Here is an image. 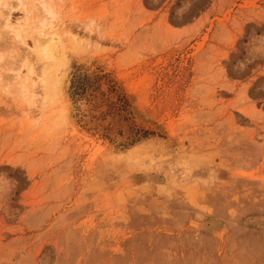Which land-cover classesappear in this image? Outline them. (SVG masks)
Instances as JSON below:
<instances>
[{"label":"rangeland","instance_id":"obj_1","mask_svg":"<svg viewBox=\"0 0 264 264\" xmlns=\"http://www.w3.org/2000/svg\"><path fill=\"white\" fill-rule=\"evenodd\" d=\"M33 2L0 28V264H264V0Z\"/></svg>","mask_w":264,"mask_h":264},{"label":"clouds","instance_id":"obj_2","mask_svg":"<svg viewBox=\"0 0 264 264\" xmlns=\"http://www.w3.org/2000/svg\"><path fill=\"white\" fill-rule=\"evenodd\" d=\"M37 7L33 0H0V28L14 30L29 22Z\"/></svg>","mask_w":264,"mask_h":264},{"label":"bare ground","instance_id":"obj_3","mask_svg":"<svg viewBox=\"0 0 264 264\" xmlns=\"http://www.w3.org/2000/svg\"><path fill=\"white\" fill-rule=\"evenodd\" d=\"M40 7L42 8V11L44 10L45 11V13L46 14H51V11H48L47 9H46V6L44 5V4H40ZM50 16H52V15H50ZM15 35V37L18 35V33H17V35L16 34H14ZM54 34H52V33H48V34H46V36H47V38H51L52 39V36H53ZM39 36H42L41 35V33H39ZM44 36V35H43ZM54 41V40H53ZM37 43V46H38V41H36ZM39 47V46H38ZM44 50V49H43ZM44 52V51H43ZM47 52H44L43 54H44V56L45 57H47V54H46Z\"/></svg>","mask_w":264,"mask_h":264}]
</instances>
